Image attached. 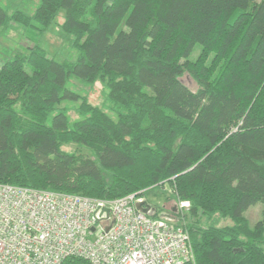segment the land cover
<instances>
[{
	"label": "trees",
	"instance_id": "trees-1",
	"mask_svg": "<svg viewBox=\"0 0 264 264\" xmlns=\"http://www.w3.org/2000/svg\"><path fill=\"white\" fill-rule=\"evenodd\" d=\"M62 10L74 62L37 44L0 66V182L111 200L164 183L191 204L177 215L194 250L184 264H264V0H39L12 20L42 34ZM10 20L0 4V31ZM73 76L108 88L116 118L82 101L70 126L58 105L79 99Z\"/></svg>",
	"mask_w": 264,
	"mask_h": 264
},
{
	"label": "built area",
	"instance_id": "built-area-1",
	"mask_svg": "<svg viewBox=\"0 0 264 264\" xmlns=\"http://www.w3.org/2000/svg\"><path fill=\"white\" fill-rule=\"evenodd\" d=\"M145 193L111 200L0 182V264L192 262L188 228L178 218L154 216L155 209L139 210Z\"/></svg>",
	"mask_w": 264,
	"mask_h": 264
},
{
	"label": "rangeland",
	"instance_id": "rangeland-1",
	"mask_svg": "<svg viewBox=\"0 0 264 264\" xmlns=\"http://www.w3.org/2000/svg\"><path fill=\"white\" fill-rule=\"evenodd\" d=\"M0 4L7 8L8 14L11 17L8 24L0 31V66L18 53H27L30 48L37 44L46 50L49 57L55 58L59 62H74L78 58L79 51L74 46V37L62 29L65 14L64 10L60 11L55 22L44 33L40 34L12 20L14 14L20 11L28 15H33L39 4V0H0ZM201 52V47L197 46L191 53L189 59L191 61H196ZM213 58L214 54H210L206 61L208 65L211 64ZM180 79L192 91H197L199 89L197 81L188 72L184 73ZM67 88L79 95L77 101L64 100L58 105L60 108H64L67 111L70 126L81 117L78 110L82 101H87L93 106H98L113 118H116L117 115L111 109L112 106L108 99V88L101 82L89 83L73 76L68 81ZM63 149L77 155H93L88 148L76 144L63 145ZM166 184L169 185L168 182ZM145 198L155 209V213L159 218H165V215L174 219H177V215L185 217V214L189 212L191 207L190 205L189 208L181 209L179 207L180 201L177 200L174 191L170 189L169 186L165 187L164 183L149 189L145 193ZM244 215L250 226H255L257 222L263 219V204H255L250 207ZM199 216L201 217L200 225L203 227L210 224H215L218 227L233 224L228 218L220 219L219 217ZM197 218L198 217H192L187 218V220L194 222Z\"/></svg>",
	"mask_w": 264,
	"mask_h": 264
},
{
	"label": "water",
	"instance_id": "water-1",
	"mask_svg": "<svg viewBox=\"0 0 264 264\" xmlns=\"http://www.w3.org/2000/svg\"><path fill=\"white\" fill-rule=\"evenodd\" d=\"M137 208L144 213H152L154 211V208L146 201L138 202ZM238 252V250H236Z\"/></svg>",
	"mask_w": 264,
	"mask_h": 264
}]
</instances>
